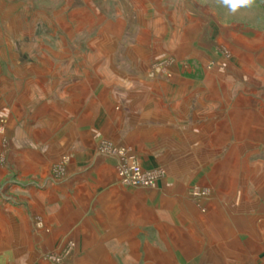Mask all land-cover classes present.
I'll list each match as a JSON object with an SVG mask.
<instances>
[{"label":"rangeland","instance_id":"1","mask_svg":"<svg viewBox=\"0 0 264 264\" xmlns=\"http://www.w3.org/2000/svg\"><path fill=\"white\" fill-rule=\"evenodd\" d=\"M193 2L198 22L157 26L158 32L172 35L194 32L193 41H144L133 34L153 26L133 23V10L123 7L120 0H0V264H177L176 260L186 264L172 254L175 250L168 249L164 240L159 243L149 227L141 248H111V243L101 241V234L92 243L89 241L96 235H85L79 247L74 240L49 247L47 232L42 231L39 194L45 187L41 172L51 147L47 144L49 129L61 123L52 111L42 110L43 104L51 100L56 109L58 99L70 92L68 87L74 82L109 81L120 93L122 83L141 81L147 75L139 72L141 66L150 64L162 79L173 75L172 68H176L178 75L198 83L207 68L220 66L241 76L246 75L245 68L254 76L252 81L264 86L259 79L264 80V0H255L251 7H240L235 13L220 0ZM172 8L162 10L168 20H176L184 12ZM123 19L125 24L120 23ZM249 57H256L257 64H245L243 59ZM238 90L232 87L227 93L236 97ZM185 95L189 96L178 94ZM256 97L263 100L264 88ZM197 103L195 110L203 111L202 102ZM235 107L237 117L245 113L251 119V134L226 138L227 146L237 143V151L224 163L209 171L206 165L213 164L209 161L218 155L216 147L205 143L207 146L186 153L180 151L183 144L177 154H171L177 155L183 168L170 170L168 175L163 168L147 170L158 171V181L171 177L161 189L166 196H189L190 185L205 184L209 191L199 194L252 196V208L264 219V103L256 106L257 113L250 104ZM21 108L36 111L25 113ZM114 145L105 141L100 150ZM66 160L63 156L53 162L54 174L63 172ZM27 196H34L36 209L28 208ZM28 214L32 222L21 223Z\"/></svg>","mask_w":264,"mask_h":264},{"label":"crops","instance_id":"2","mask_svg":"<svg viewBox=\"0 0 264 264\" xmlns=\"http://www.w3.org/2000/svg\"><path fill=\"white\" fill-rule=\"evenodd\" d=\"M120 1L133 10V23L153 26L133 34L137 40L195 38L190 31L174 35L157 31V26L170 22L186 26L193 25L194 19L198 22L193 0ZM168 7L184 12L176 13V20H168L162 12ZM120 21L125 24L124 19ZM249 61L257 64L258 59H243L245 64ZM219 67L207 68L198 83L178 75L176 68H172L173 75L162 79L160 71L149 64L139 71L147 75L139 82L122 83L120 93L109 81H77L58 99L56 109L51 100L44 101L42 110L52 111L61 122L49 129L47 144L51 147L41 172L45 185L39 194L42 231L47 232L45 243L49 242V247H54V242L63 246L69 240L79 247L85 235H96L88 240L92 243L101 234V241L111 243V248H141L149 227L157 234L155 240H164L168 249L175 250L172 254L179 261L185 259L182 262L186 264H264V219L252 208V196L196 194L197 190H208L205 184L190 185L189 196H166L161 189L171 177L160 179L151 188L126 186L119 177V158L100 150L101 144L109 141L136 155L144 169L163 168L168 175L170 170L184 167L177 155H171L179 152L178 146L184 144L180 151L192 153L212 143L218 155L211 157L213 164L206 165L207 169L224 163L237 151V143L227 146L226 138L251 134V119L245 113L237 117L235 106L250 104L257 113L256 106L263 105L264 97L261 100L256 94L264 86L252 81L254 76L245 68L246 75L241 76L238 71ZM259 79L264 83L263 77ZM232 87L240 90L236 97L227 93ZM183 93L189 96H178ZM197 100L204 105L203 111L195 110ZM227 105L232 107L227 109ZM21 109L25 113L36 111ZM63 156L67 157L64 170L56 175L53 162ZM27 201L31 202L30 210L37 208L34 196H27ZM28 219L30 214L19 221L26 224Z\"/></svg>","mask_w":264,"mask_h":264},{"label":"built area","instance_id":"3","mask_svg":"<svg viewBox=\"0 0 264 264\" xmlns=\"http://www.w3.org/2000/svg\"><path fill=\"white\" fill-rule=\"evenodd\" d=\"M104 151L119 158L118 173L124 185L148 188L157 183L161 174L158 171L144 169L138 157L128 151V149L108 146L105 147ZM202 192L197 190L195 193L199 194Z\"/></svg>","mask_w":264,"mask_h":264},{"label":"clouds","instance_id":"4","mask_svg":"<svg viewBox=\"0 0 264 264\" xmlns=\"http://www.w3.org/2000/svg\"><path fill=\"white\" fill-rule=\"evenodd\" d=\"M230 12L235 13L240 7H251L255 0H220Z\"/></svg>","mask_w":264,"mask_h":264}]
</instances>
